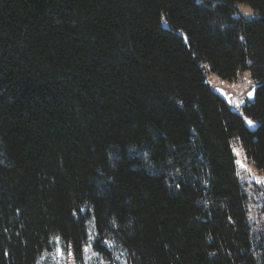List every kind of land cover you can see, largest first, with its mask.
I'll return each instance as SVG.
<instances>
[{
    "label": "trees",
    "instance_id": "obj_1",
    "mask_svg": "<svg viewBox=\"0 0 264 264\" xmlns=\"http://www.w3.org/2000/svg\"><path fill=\"white\" fill-rule=\"evenodd\" d=\"M234 141L264 173V0H0V264H264Z\"/></svg>",
    "mask_w": 264,
    "mask_h": 264
},
{
    "label": "rangeland",
    "instance_id": "obj_2",
    "mask_svg": "<svg viewBox=\"0 0 264 264\" xmlns=\"http://www.w3.org/2000/svg\"><path fill=\"white\" fill-rule=\"evenodd\" d=\"M239 13L246 17L254 16L255 11L248 5L238 4ZM165 23V20L163 19ZM211 87H220L225 90L233 109H240L246 102V92L254 86L249 71L244 70L240 78L227 80L212 71L206 73ZM233 152L236 157L237 172L244 191L247 194V209L249 222L256 237L264 238V173L260 172L245 156L240 144L233 142ZM91 243L85 247V255L82 262H77L72 255L66 254L58 238H55L52 249L40 256L38 264H126L121 254L115 253L112 258L109 255L98 254L92 250Z\"/></svg>",
    "mask_w": 264,
    "mask_h": 264
},
{
    "label": "water",
    "instance_id": "obj_3",
    "mask_svg": "<svg viewBox=\"0 0 264 264\" xmlns=\"http://www.w3.org/2000/svg\"><path fill=\"white\" fill-rule=\"evenodd\" d=\"M255 88L256 85L252 86L247 92H246V100L251 101L254 98V92H255ZM213 90L220 95L227 103L230 104V99L229 96L227 95V93L225 92L224 89L220 88V87H216L213 88ZM252 93V96H249V93ZM234 111H236L237 114H239L241 116V118L244 121L245 126L250 130V131H254L256 126H257V122L253 119H251L249 116H247L246 114H244L242 112L241 109H234ZM251 120L253 123L249 124L248 121Z\"/></svg>",
    "mask_w": 264,
    "mask_h": 264
},
{
    "label": "snow or ice",
    "instance_id": "obj_4",
    "mask_svg": "<svg viewBox=\"0 0 264 264\" xmlns=\"http://www.w3.org/2000/svg\"><path fill=\"white\" fill-rule=\"evenodd\" d=\"M248 95H249V96H252V93L250 92ZM248 123H249V124H252L253 122H252L251 120H249Z\"/></svg>",
    "mask_w": 264,
    "mask_h": 264
},
{
    "label": "bare ground",
    "instance_id": "obj_5",
    "mask_svg": "<svg viewBox=\"0 0 264 264\" xmlns=\"http://www.w3.org/2000/svg\"><path fill=\"white\" fill-rule=\"evenodd\" d=\"M40 253V252H39ZM40 255V254H39Z\"/></svg>",
    "mask_w": 264,
    "mask_h": 264
}]
</instances>
